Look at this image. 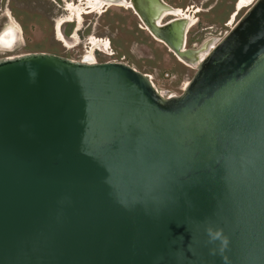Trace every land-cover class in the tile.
<instances>
[{
    "label": "water",
    "instance_id": "obj_1",
    "mask_svg": "<svg viewBox=\"0 0 264 264\" xmlns=\"http://www.w3.org/2000/svg\"><path fill=\"white\" fill-rule=\"evenodd\" d=\"M129 2L195 69L180 95L121 62L0 58V264H264V0L202 59L188 19Z\"/></svg>",
    "mask_w": 264,
    "mask_h": 264
},
{
    "label": "rangeland",
    "instance_id": "obj_2",
    "mask_svg": "<svg viewBox=\"0 0 264 264\" xmlns=\"http://www.w3.org/2000/svg\"><path fill=\"white\" fill-rule=\"evenodd\" d=\"M84 1L0 0V32L8 23L4 13H10L12 23L15 22L16 27L21 29V40L13 51H0V58L40 52L80 61L83 55L91 53L97 62L125 63L147 75L165 97L178 96L183 92L195 69L177 60L163 43L142 28L137 16L125 7H110L101 15H83L80 24L64 23L60 33L70 43L69 47H65L57 37V21L68 16L67 3L86 8ZM165 1L173 7L190 5L201 9L195 15L197 24L187 33V47L195 49L209 39L221 40L255 0L233 20L230 14L235 0ZM232 21L233 26L228 24ZM75 34L76 38L71 39Z\"/></svg>",
    "mask_w": 264,
    "mask_h": 264
},
{
    "label": "bare ground",
    "instance_id": "obj_3",
    "mask_svg": "<svg viewBox=\"0 0 264 264\" xmlns=\"http://www.w3.org/2000/svg\"><path fill=\"white\" fill-rule=\"evenodd\" d=\"M82 1V0H81ZM252 0H240L238 7L241 8L242 5H247V4H251ZM256 1V0H255ZM254 1V2H255ZM85 4H83L86 8H81L80 6H74V4L72 3H67V10L68 11V16L65 17L64 20H58L57 21V28H56V33H57V37L59 39V41L61 43H63V45L65 47H69V42L62 36V34L60 33V28L64 23H68V22H76L78 24H80L82 22L83 19V15H88V14H98L101 15L103 13L104 10L110 8V7H129L131 9L132 6L130 5V2L127 0H124V2L120 5H112V4H107L101 0H85ZM253 2V3H254ZM82 5V6H83ZM135 12V11H134ZM176 10H174L173 8L171 9V12L168 14H175ZM136 14V13H135ZM165 14L164 19H166L167 15ZM185 19L189 20V27L191 26V24H193L194 21H192L189 18L183 17ZM233 19V18H232ZM14 22V21H13ZM15 23V22H14ZM80 26V25H79ZM142 27L147 31V29L144 27V25L142 24ZM189 29V28H188ZM78 31V29H76ZM148 32V31H147ZM149 33V32H148ZM21 29L19 27H16L15 25L11 24L8 25L5 29H3L0 32V48L3 49L6 52H11L13 50L14 45L19 42L21 40ZM56 37V38H57ZM76 38V34L71 38L74 39ZM155 39V38H154ZM156 41H158L157 39H155ZM211 41L206 49V51L201 54L200 58H204L207 53L216 45L217 43V39H213V40H209ZM160 42V41H158ZM94 43V42H93ZM161 43V42H160ZM83 59H89L91 62H96L94 56L91 53H87L86 55H84ZM178 60V59H177ZM181 62V61H180ZM182 63V62H181ZM184 64V63H183ZM186 65V64H185ZM151 80V79H150ZM152 82V81H151ZM188 84V83H187ZM186 84V85H187ZM186 87V86H185ZM162 95V93H161Z\"/></svg>",
    "mask_w": 264,
    "mask_h": 264
},
{
    "label": "flooded vegetation",
    "instance_id": "obj_4",
    "mask_svg": "<svg viewBox=\"0 0 264 264\" xmlns=\"http://www.w3.org/2000/svg\"><path fill=\"white\" fill-rule=\"evenodd\" d=\"M84 1V0H82ZM129 1V0H127ZM167 5H169L165 0H163ZM253 1V0H252ZM240 0H235V3H234V9L233 11L231 12L230 14V19H235L236 16L245 8L246 5H242L241 8L238 7V4H239ZM86 2L84 1L83 4H85ZM171 8H173L174 10H176V13L175 14H168L165 21H168V20H173V19H176V18H183V17H186V18H189L191 19L193 22V24H191V26L189 27L188 31L194 26L197 24V18H196V14L200 13L201 12V9H199L198 7H195V6H186V7H173L171 5H169ZM122 8V7H120ZM124 8V7H123ZM126 9H130L132 11V13L134 15L135 12L133 11V9L129 8V7H125ZM212 8H210L209 10H207L206 12L210 11ZM108 9L104 10L103 12H106ZM10 14V13H9ZM6 14L4 13V16L8 19V23L6 24L5 28L11 24L15 25L14 23H12L11 21V14ZM137 16V15H136ZM138 18V17H137ZM14 19V18H13ZM232 19V20H233ZM229 25L233 26L234 22H229L228 23ZM16 26V25H15ZM4 28V29H5ZM143 28V27H142ZM144 29V28H143ZM145 30V29H144ZM188 33V32H187ZM213 39V38H212ZM205 42V41H204Z\"/></svg>",
    "mask_w": 264,
    "mask_h": 264
},
{
    "label": "built area",
    "instance_id": "obj_5",
    "mask_svg": "<svg viewBox=\"0 0 264 264\" xmlns=\"http://www.w3.org/2000/svg\"><path fill=\"white\" fill-rule=\"evenodd\" d=\"M11 57H13V56H11ZM83 57H84V55H83ZM83 57L81 58V59H83ZM8 58V57H7ZM94 58H95V56H94ZM95 60H96V58H95ZM96 62H97V60H96ZM108 62H111V61H108Z\"/></svg>",
    "mask_w": 264,
    "mask_h": 264
}]
</instances>
